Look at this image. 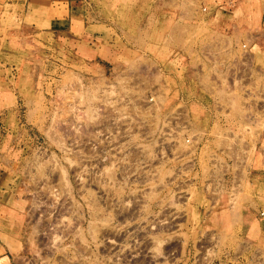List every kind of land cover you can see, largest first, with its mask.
Masks as SVG:
<instances>
[{"label": "rangeland", "instance_id": "obj_1", "mask_svg": "<svg viewBox=\"0 0 264 264\" xmlns=\"http://www.w3.org/2000/svg\"><path fill=\"white\" fill-rule=\"evenodd\" d=\"M263 19L0 0L2 264H264Z\"/></svg>", "mask_w": 264, "mask_h": 264}, {"label": "crops", "instance_id": "obj_2", "mask_svg": "<svg viewBox=\"0 0 264 264\" xmlns=\"http://www.w3.org/2000/svg\"><path fill=\"white\" fill-rule=\"evenodd\" d=\"M262 22H263L262 25L264 27V19H263ZM259 46L262 49V51H264V38L263 37L259 39ZM196 52L197 53H202V51H199L198 49L196 50ZM176 53L180 54V55H183L185 52L184 51H177ZM209 53L213 55L214 52L211 51ZM207 60L213 62V56H211V58L209 57ZM174 85H175V89H173V91H171L169 93V96H176L177 99L180 100V101H185V98L187 97L183 87L191 88L190 93H192V91H194L193 79H190V78L187 79V80L175 79ZM191 95H192L191 98L193 99L194 98V96H193L194 94L192 93ZM213 117H214V115H213ZM260 173H262L261 175L264 176V171L262 172V170H261ZM258 215L260 216V219H261L260 221L262 222V219L264 217V213L261 211V212H258ZM3 252L5 253V251H3ZM4 253H0V264H2V262H4V258L6 257L4 255Z\"/></svg>", "mask_w": 264, "mask_h": 264}, {"label": "built area", "instance_id": "obj_3", "mask_svg": "<svg viewBox=\"0 0 264 264\" xmlns=\"http://www.w3.org/2000/svg\"><path fill=\"white\" fill-rule=\"evenodd\" d=\"M243 47H244V45H243Z\"/></svg>", "mask_w": 264, "mask_h": 264}]
</instances>
